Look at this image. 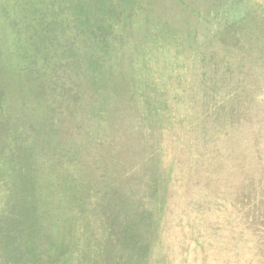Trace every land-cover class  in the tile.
I'll return each mask as SVG.
<instances>
[{"label":"trees","instance_id":"obj_1","mask_svg":"<svg viewBox=\"0 0 264 264\" xmlns=\"http://www.w3.org/2000/svg\"><path fill=\"white\" fill-rule=\"evenodd\" d=\"M263 206L264 4L0 0V264H261Z\"/></svg>","mask_w":264,"mask_h":264},{"label":"rangeland","instance_id":"obj_2","mask_svg":"<svg viewBox=\"0 0 264 264\" xmlns=\"http://www.w3.org/2000/svg\"><path fill=\"white\" fill-rule=\"evenodd\" d=\"M254 1H257V2H259L261 4H264V0H254ZM177 175H178V179H176V181H177V187H180L184 182H185V184L188 182V179H186L184 177V171L183 170L177 169ZM178 199H180V198H178ZM261 224H262L261 225V236L264 237V219L261 221ZM262 251H264V241L261 243V264H264V252L262 253ZM247 259H249V258H247ZM247 264H252V262L249 261ZM253 264H255V263H253Z\"/></svg>","mask_w":264,"mask_h":264}]
</instances>
